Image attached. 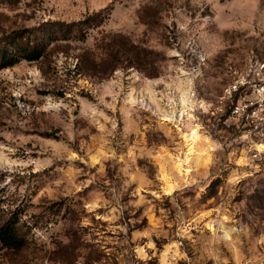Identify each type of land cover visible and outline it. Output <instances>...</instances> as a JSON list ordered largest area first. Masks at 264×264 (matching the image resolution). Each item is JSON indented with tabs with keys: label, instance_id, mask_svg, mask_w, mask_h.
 <instances>
[{
	"label": "rangeland",
	"instance_id": "rangeland-1",
	"mask_svg": "<svg viewBox=\"0 0 264 264\" xmlns=\"http://www.w3.org/2000/svg\"><path fill=\"white\" fill-rule=\"evenodd\" d=\"M26 47L0 67V221L26 245L0 264H264V166L220 100L264 63V0H0V57ZM190 89L208 112L169 121Z\"/></svg>",
	"mask_w": 264,
	"mask_h": 264
},
{
	"label": "built area",
	"instance_id": "built-area-1",
	"mask_svg": "<svg viewBox=\"0 0 264 264\" xmlns=\"http://www.w3.org/2000/svg\"><path fill=\"white\" fill-rule=\"evenodd\" d=\"M186 95L188 97L182 104L176 101V97L168 102V111L162 114L166 115L169 121L179 123L193 112H208L206 102L199 98L197 92L190 89ZM220 100L230 102L227 121L242 129V135L251 146L250 160L264 166V149H259V145L264 141V63H255L237 76L225 87Z\"/></svg>",
	"mask_w": 264,
	"mask_h": 264
},
{
	"label": "trees",
	"instance_id": "trees-1",
	"mask_svg": "<svg viewBox=\"0 0 264 264\" xmlns=\"http://www.w3.org/2000/svg\"><path fill=\"white\" fill-rule=\"evenodd\" d=\"M0 57L2 64L0 67L14 66L22 59L28 61H38L42 56V51L37 47L22 48L20 52L10 53L4 49ZM0 243L6 248L21 249L26 245V241L19 236L15 222L11 220L0 221Z\"/></svg>",
	"mask_w": 264,
	"mask_h": 264
},
{
	"label": "bare ground",
	"instance_id": "bare-ground-1",
	"mask_svg": "<svg viewBox=\"0 0 264 264\" xmlns=\"http://www.w3.org/2000/svg\"><path fill=\"white\" fill-rule=\"evenodd\" d=\"M181 138L183 139V142H184L185 146L187 147L186 160L188 161L190 156L194 153V148H195L196 143L199 140H201V135L199 134V130L196 128V129H193L190 133H182ZM259 146H262V145H259ZM262 149H264V148H262ZM177 167L180 171L183 170V163L179 162L177 164ZM187 171L189 172V170H187ZM167 180H168L169 189H173L174 184L171 182V180L169 178H167ZM212 230L215 231L214 228H212Z\"/></svg>",
	"mask_w": 264,
	"mask_h": 264
},
{
	"label": "crops",
	"instance_id": "crops-1",
	"mask_svg": "<svg viewBox=\"0 0 264 264\" xmlns=\"http://www.w3.org/2000/svg\"><path fill=\"white\" fill-rule=\"evenodd\" d=\"M263 146V145H262Z\"/></svg>",
	"mask_w": 264,
	"mask_h": 264
}]
</instances>
